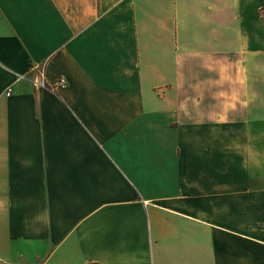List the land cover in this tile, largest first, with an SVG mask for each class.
Wrapping results in <instances>:
<instances>
[{
	"label": "crops",
	"instance_id": "1",
	"mask_svg": "<svg viewBox=\"0 0 264 264\" xmlns=\"http://www.w3.org/2000/svg\"><path fill=\"white\" fill-rule=\"evenodd\" d=\"M256 50L264 0H0V264H264Z\"/></svg>",
	"mask_w": 264,
	"mask_h": 264
},
{
	"label": "built area",
	"instance_id": "2",
	"mask_svg": "<svg viewBox=\"0 0 264 264\" xmlns=\"http://www.w3.org/2000/svg\"><path fill=\"white\" fill-rule=\"evenodd\" d=\"M30 71H36V75L32 78V83L36 88H42V89L48 88L45 80V64L33 66ZM63 82L64 81L62 80L61 84ZM11 92L12 89L8 88L6 95L10 96Z\"/></svg>",
	"mask_w": 264,
	"mask_h": 264
},
{
	"label": "rangeland",
	"instance_id": "3",
	"mask_svg": "<svg viewBox=\"0 0 264 264\" xmlns=\"http://www.w3.org/2000/svg\"><path fill=\"white\" fill-rule=\"evenodd\" d=\"M260 56L264 57V54L262 52H259L256 50V59L259 58ZM260 60H262L263 62H260L259 59V64L256 66V71H258V69L260 70H264V58H260ZM256 87H264V79L262 78H258L256 79ZM256 88V89H257ZM263 114V115H262ZM260 116V117H264V112L260 111V112H256V117L257 116Z\"/></svg>",
	"mask_w": 264,
	"mask_h": 264
}]
</instances>
